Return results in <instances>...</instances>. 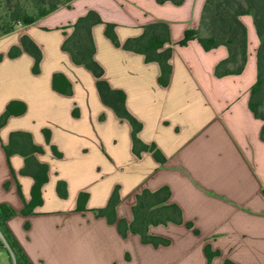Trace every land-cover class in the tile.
Segmentation results:
<instances>
[{"label": "crops", "instance_id": "crops-1", "mask_svg": "<svg viewBox=\"0 0 264 264\" xmlns=\"http://www.w3.org/2000/svg\"><path fill=\"white\" fill-rule=\"evenodd\" d=\"M205 3L73 0L70 7L32 25H18L0 38V118L11 110L0 128V215L2 206L15 212L3 221L0 216V222L28 264H207V247L219 252L212 264H264V121L250 109L260 41L254 22L241 17L248 33L245 69L217 77V65L228 57L226 47L206 51L198 39L178 45L191 30L206 37L201 32ZM89 11L104 22L92 29L104 79L125 92L127 109L143 124L139 138L157 146L164 164L151 153L140 158L133 153L131 125L103 104L93 74L62 50L72 25ZM156 23L166 24L170 32L167 87L159 83L158 63H147L144 55L123 50L106 36V24H113L123 44ZM23 36L42 51L39 74L28 53L8 55L13 47L21 48ZM55 75L71 84L70 95L54 89ZM45 130L51 133L50 143ZM13 132L29 133L44 149L38 161L49 167L43 202L29 215L23 210L32 201L34 179L22 174L21 155L9 159L4 150ZM53 146L62 157L55 156ZM59 181L67 185L66 198L58 194ZM117 186L119 219L131 224L137 196L168 187L170 203L194 228L151 226L150 234L171 242L159 248L143 244L139 235L122 237L116 224L95 214ZM81 193L89 194L85 211L78 209Z\"/></svg>", "mask_w": 264, "mask_h": 264}, {"label": "trees", "instance_id": "trees-1", "mask_svg": "<svg viewBox=\"0 0 264 264\" xmlns=\"http://www.w3.org/2000/svg\"><path fill=\"white\" fill-rule=\"evenodd\" d=\"M73 0H0V38L12 33L18 25L29 26L41 18L53 13L62 7H70ZM158 4L171 2L174 5H181L183 0H156ZM251 16L257 31L260 45L257 52V82L252 88L250 109L255 117L264 121V0H206L201 19V32L206 37L200 36V30L188 31L179 45L185 46L190 41L198 39L204 50L210 51L220 46L228 50V57L220 62L215 75L219 78L239 75L246 66L248 58V33L247 28L241 21V17ZM103 20L95 11H89L87 15L79 18L72 25L73 31L62 45V50L69 53L74 64L83 66L89 70L96 78V87L103 104L111 108L117 117L126 121L132 128L133 153L140 158L143 153H151L155 160L164 164L166 158L152 144H146L139 138V133L143 129V124L137 120L127 109L126 94L122 90L113 89L104 79V69L95 60V43L92 35L94 26L103 24ZM106 36L111 42L121 47L123 50L138 53L145 56L147 63L156 62L160 66L161 74L159 83L167 87L171 80L172 66L170 59L172 56V46L169 28L164 23H156L145 27L142 36L128 39L121 44L115 32V25L106 24ZM166 45L168 48L164 49ZM24 51L31 55L34 60L33 71L40 73V65L43 58L42 51L28 36L21 39V48L13 47L9 52L10 58L18 57ZM3 55H0V62ZM62 81V82H61ZM63 83L60 86L59 83ZM53 87L57 92L70 95L72 93L71 84L62 76L55 75ZM10 108L0 118V128L3 127L9 116ZM48 143L51 141L49 130L44 131ZM264 141V126L261 132ZM56 157L62 154L56 147H52ZM7 157L10 159L15 154L21 155L25 159L23 175L31 176L34 179L32 188V201L26 204L23 214L29 215L36 206L42 204V188L48 182L49 167L38 161L37 155L43 154L44 149L36 145L29 133L13 132L10 135L9 143L4 146ZM57 191L61 198L67 197V185L64 181H59ZM171 191L168 187H161L155 192L144 190L137 196V203L133 208L134 220L129 224L125 219H119L116 208L121 201L120 187L117 186L108 204L101 209H96L95 214L99 218H105L109 224H116L122 237L129 234L139 235L143 244L152 245L155 248L170 245L168 239L157 237L149 233L151 226L168 224H185L188 229H193V224L185 223L182 210L174 203H170ZM89 199L88 193H81L78 199V209L85 211ZM15 212L6 206L1 207V219L13 216ZM4 236L8 245L17 257L19 264H28L18 243L15 241L10 231L0 222ZM198 234L197 230H194ZM219 252H213L206 248L207 264H212L213 258ZM225 264H235L226 261Z\"/></svg>", "mask_w": 264, "mask_h": 264}, {"label": "rangeland", "instance_id": "rangeland-1", "mask_svg": "<svg viewBox=\"0 0 264 264\" xmlns=\"http://www.w3.org/2000/svg\"><path fill=\"white\" fill-rule=\"evenodd\" d=\"M246 17H248V18L250 19L251 23L253 24L252 17H251V16H246ZM255 36H256V38H257V40H258V35L256 34V32H255ZM178 45H179V44H178ZM179 46H181V45H179ZM181 47H182V46H181ZM257 78H258V68H257ZM255 84H256V83H255ZM255 84H254V85H255ZM253 87H254V86H253ZM261 111L264 112V105H263ZM14 262H15L16 264H19L16 256H15V260H14V259L11 257L9 250H7V249H2V250H0V264H15Z\"/></svg>", "mask_w": 264, "mask_h": 264}, {"label": "built area", "instance_id": "built-area-1", "mask_svg": "<svg viewBox=\"0 0 264 264\" xmlns=\"http://www.w3.org/2000/svg\"><path fill=\"white\" fill-rule=\"evenodd\" d=\"M2 249L9 250L11 257L15 260V254L12 251V249L10 248V246L8 245L7 240H6L4 233H3L2 227L0 225V250H2Z\"/></svg>", "mask_w": 264, "mask_h": 264}]
</instances>
